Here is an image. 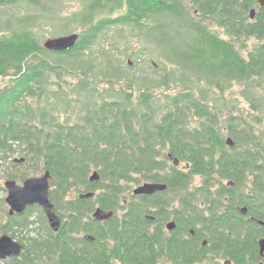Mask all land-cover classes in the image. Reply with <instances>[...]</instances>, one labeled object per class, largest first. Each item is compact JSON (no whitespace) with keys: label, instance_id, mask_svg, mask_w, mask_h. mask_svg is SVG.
Listing matches in <instances>:
<instances>
[{"label":"trees","instance_id":"trees-1","mask_svg":"<svg viewBox=\"0 0 264 264\" xmlns=\"http://www.w3.org/2000/svg\"><path fill=\"white\" fill-rule=\"evenodd\" d=\"M125 27L141 41L137 52L110 39ZM46 29L79 40L49 51L40 37ZM234 85L247 106L226 97ZM262 126L264 6L257 0H0V168L10 161L18 184L50 172V199L63 221L58 232L47 226L37 234L32 218L47 221L40 206L9 214L0 233L25 249L3 264L211 263L214 246L193 245L185 234L160 244L162 231H149L143 198L131 202V190L165 180L174 188L163 174L178 173L186 200L190 175L233 176L240 157L229 153L228 138L255 156L250 142H264ZM259 151L262 173L264 144ZM170 155L189 168H177ZM95 172L100 180L91 182ZM73 192L95 196L70 199ZM5 193L0 185V206ZM97 208L114 216L96 221Z\"/></svg>","mask_w":264,"mask_h":264},{"label":"flooded vegetation","instance_id":"flooded-vegetation-1","mask_svg":"<svg viewBox=\"0 0 264 264\" xmlns=\"http://www.w3.org/2000/svg\"><path fill=\"white\" fill-rule=\"evenodd\" d=\"M250 144L254 146L251 151L255 155L253 157L246 156L248 151L235 142L232 147L228 145L229 153L236 152L240 157L236 172L232 171L233 176L222 177L219 173L190 175L187 184L191 197L186 200L180 198L178 173L163 174L173 180L174 188L168 180L148 181L137 188L149 184L166 188L142 195L134 194L137 188L132 191L131 202L143 198V218L149 231H162L164 239L159 240L160 244L165 241L167 248L171 245L169 241L178 244L181 233L185 234L183 239L190 240L193 245L214 246V249L221 250L218 255L212 249L208 256L213 261L209 264H264V169L261 173L257 156L259 146L264 142L256 140ZM185 166L189 168L190 165L179 163L176 167L184 170ZM203 187L204 193L196 194ZM184 203L188 206L185 207ZM124 205L128 202L125 201ZM216 229L221 232H215Z\"/></svg>","mask_w":264,"mask_h":264},{"label":"water","instance_id":"water-1","mask_svg":"<svg viewBox=\"0 0 264 264\" xmlns=\"http://www.w3.org/2000/svg\"><path fill=\"white\" fill-rule=\"evenodd\" d=\"M261 7L264 6V0H257ZM256 10L251 11V18H255ZM78 34H69L65 36H59L55 38H50L44 42L43 46L53 52H64L72 49L78 42ZM132 66L133 62L129 61ZM229 146H234V142L231 138L227 139ZM174 162L175 166L179 165V160L175 159L172 155L169 156ZM25 159L16 160L17 163L24 162ZM52 176L50 172H46L42 177H33L27 179L23 185L18 184L16 181H7L5 183V188L7 189L6 203L10 207V214L23 213L30 206H40L50 224L51 229L54 232H58L62 226V219L55 212V205L50 199V182ZM100 176L95 172L91 178V182H98ZM166 186L163 185H145L135 189V195H142L143 193H152L158 190L165 189ZM95 193L81 194L80 199L93 198ZM114 216V212H108L102 208H97L92 217L94 220L103 222L111 219ZM86 240L93 242L94 238L92 236H86ZM25 246L19 241L13 239L8 234H4L0 237V259L8 260L12 257H19L24 251Z\"/></svg>","mask_w":264,"mask_h":264},{"label":"rangeland","instance_id":"rangeland-1","mask_svg":"<svg viewBox=\"0 0 264 264\" xmlns=\"http://www.w3.org/2000/svg\"><path fill=\"white\" fill-rule=\"evenodd\" d=\"M75 6H76V4H73V3L68 4L67 12L74 9ZM46 30L47 31H43L40 33L42 43L46 42L50 38H55L51 35V33H50L51 31H49V29H46ZM64 35H67V34H64ZM64 35L60 34V36H64ZM110 39H111V41L115 42L122 51H125V49H127V51H129V52H137L138 50L141 49L140 39L132 37L131 30L128 27H125L122 29L116 28V30H114L110 34ZM134 59L135 58L126 59V60H127V63H129V61H132L134 64V61H133ZM240 90H241V87L239 85H234L233 88L226 93V97L232 98V100H235L237 102L236 104H239V106H242V105H244L243 104L244 102L241 99ZM215 97L220 99L221 94L216 92ZM218 103H219V106H222L224 104V103H222V101H219ZM244 106H247V105H244ZM262 127L264 128V126H262ZM17 159H20V157H18ZM10 173H12L14 175L20 174L18 172V170H16V169L12 170V164L9 161L7 164L4 165V167L0 168V185L1 186L5 187V183L9 180H11V181L16 180V179L12 178V176L13 177H15V176L11 175ZM43 175H40L39 177H42ZM31 178H33V177H31ZM137 187L138 186H135L131 190V193ZM99 192H100V190H98L96 193H99ZM7 195H8V193L4 194L5 199H6ZM79 196H80V193L73 192L69 196V198L74 199V198H77ZM0 211H1L0 223L5 224L7 219H8V215L10 213V208L7 205V203H5L4 206H2V205L0 206ZM121 214H122V212H121ZM32 219L36 222V224L34 225L35 226L34 228H37V231H36L37 234H38V232H43L45 227L50 226L49 222L47 223L48 219L46 221V219H44V216H42V215L34 216ZM3 234H5V233H2V234L0 233V237ZM10 260L11 259H8V260H1L0 259V264H3L5 261H10Z\"/></svg>","mask_w":264,"mask_h":264},{"label":"bare ground","instance_id":"bare-ground-1","mask_svg":"<svg viewBox=\"0 0 264 264\" xmlns=\"http://www.w3.org/2000/svg\"><path fill=\"white\" fill-rule=\"evenodd\" d=\"M199 99V98H198ZM191 137V136H190ZM234 158V157H233ZM235 161H236V159H235ZM239 161V160H238ZM243 167V166H242ZM224 171V170H223ZM231 196H232V194H231ZM238 196V195H237ZM234 197V196H233ZM236 197V196H235ZM261 198V197H260ZM190 201V200H189ZM237 202V201H236ZM199 208V207H198ZM196 209H197V207H196ZM198 210V209H197ZM230 239V238H229ZM242 244V243H241Z\"/></svg>","mask_w":264,"mask_h":264}]
</instances>
